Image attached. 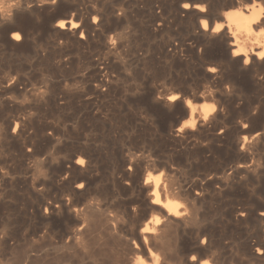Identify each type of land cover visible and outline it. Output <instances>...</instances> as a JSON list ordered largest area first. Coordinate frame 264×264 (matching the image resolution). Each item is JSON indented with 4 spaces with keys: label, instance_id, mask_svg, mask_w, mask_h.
<instances>
[{
    "label": "bare ground",
    "instance_id": "6f19581e",
    "mask_svg": "<svg viewBox=\"0 0 264 264\" xmlns=\"http://www.w3.org/2000/svg\"><path fill=\"white\" fill-rule=\"evenodd\" d=\"M63 2L70 3L69 11L55 12ZM117 2L0 0V111L10 108V113L0 114V264L13 262L2 247H10L14 237L5 231L8 225L18 229L17 216L11 218L4 208L7 192L17 191L16 186L28 198L21 207L26 218L59 229L54 234H60L64 247L84 251L102 236L112 251L118 241L128 243V260L114 259L111 264H253L244 263L242 255L264 259V201L254 200L264 195V127L245 124L253 107L264 106V0H141L132 8ZM146 6V33L179 26L186 36L179 39L180 45L189 41L192 73L212 80L210 93L202 90L193 96L195 103L188 100L177 113L176 122L185 117L187 121L178 128L73 129L74 135L47 124L33 128L27 110L41 101L57 106L60 100L49 82L47 91L39 92L32 83V66L22 64L30 50L39 58L45 55L44 48H31L35 31L51 36L55 30L56 36L68 38L80 33L78 43L89 49L85 58L98 73L92 87L95 101H100L116 91L109 68L130 34L109 36L107 24L113 20L129 30L133 13ZM47 11L40 23L38 17ZM23 16L34 20L32 28L17 24ZM94 45L104 49L106 57L95 60L90 50ZM58 64L67 67L70 60ZM176 90L168 87L151 97L161 117L181 104ZM235 104L246 109L245 125L227 128L236 117H227L229 126L226 118L219 120ZM98 107L97 102L91 106L96 115ZM112 134L122 141L113 143ZM136 136L149 142L140 154L127 146ZM74 142L79 146L70 147ZM43 144L53 149L47 166L34 159L35 149ZM100 170L109 187L104 200L95 196ZM32 171H44L45 178H34ZM242 229L247 241L242 255L236 253L241 259L227 262V234L234 239ZM85 253L91 256L89 250Z\"/></svg>",
    "mask_w": 264,
    "mask_h": 264
},
{
    "label": "rangeland",
    "instance_id": "374dc122",
    "mask_svg": "<svg viewBox=\"0 0 264 264\" xmlns=\"http://www.w3.org/2000/svg\"><path fill=\"white\" fill-rule=\"evenodd\" d=\"M140 1L141 0H118L117 3L127 4L130 8H132V6H136L138 2L140 3ZM197 2L203 3L200 1ZM141 5L145 6L143 3ZM156 5H159V3ZM69 7L70 3L63 2L57 5L55 7L56 9H53L55 12H66V10L69 11ZM147 8L148 6L143 7L133 13V20L131 19L132 21L129 24V27H131L129 30L123 26L121 27L119 24L116 25L113 20L108 22L109 36L112 33L113 34L111 36H115L118 31L120 32H118L119 35H122L123 31L126 33L129 31L130 34H127L125 38L126 40L124 39L125 44L123 43L124 48L122 46L119 48V56H117L113 64H110L109 68L110 74L115 78L116 91L112 93L111 96L100 99V101H95V96L93 95L94 90L92 87V83L94 84L98 77V73L91 64V66L89 65L87 59L85 58V52L89 51V49L78 43L80 33H78L79 35L77 34L78 36L76 37L68 38L64 36L61 37L60 35L56 36L57 32L55 30L50 31L51 36L49 33L46 35L38 30L35 31L33 38H31V48L33 46L34 48L39 49L44 48L43 50L45 55L44 57L39 58L35 55L36 53L34 54V52L30 50L22 58V64L23 66H32V83L39 89V92L44 94L45 91H47V82H49V84L53 85L55 90L60 93V100L57 106L49 104L47 101H41V103H38L35 106L33 105V108L27 110V115L31 116L33 128H43L47 124L49 128H58L66 134L74 135L72 134L73 129L78 132H83L84 128H116L125 130H129L130 128H178L183 122L187 121V118L185 117L176 122L175 118L178 115L177 113L186 107V102L188 100H191L190 103H195L196 101L193 96L199 94L201 95L202 90L204 93H210L211 88L213 89L212 80L205 77L202 73H200V75L199 72L192 73L191 67L194 62L190 59L191 52H189L190 48L187 46L189 41L184 40V45H180L179 39H185L186 36L184 35L185 33L181 31L179 26H173L171 29H161L154 35L146 33L144 25L149 17ZM156 9L157 12L162 11L158 8ZM50 12H43L41 13L42 16L38 15L39 22L41 23L44 17ZM61 19H68V17L63 16ZM33 21L34 20L31 17L23 16L21 19L19 18L17 20V24L24 28H32L34 23ZM132 31H134V33ZM52 32L54 33L53 35ZM51 38H55L56 43H53ZM22 40L21 44L23 46L26 45L27 42ZM170 44H172L171 47ZM175 47L177 48L175 49ZM183 47H185L186 50H183ZM90 50H92L95 60L106 57V51L98 45H94L90 48ZM201 53L209 56L204 51H201ZM137 54L141 55L140 59L135 57ZM175 54H177V56ZM61 59L70 60V64L67 65V67L59 65L58 62ZM89 67L91 69H89ZM172 86L177 88L176 92L180 95L178 101L181 104L177 105L170 111V113L168 112L166 116L161 117L160 114H158V110L152 106L151 97L157 95V92H162L164 89ZM95 102L99 105L97 115L92 112L91 109V106ZM239 105L235 104L232 107H228L227 110L224 111V113H226L221 118L222 120H219V123H222V121H226L227 119V125L229 126L230 122H228L227 117L230 118L231 116H235L236 118H234V123H232L233 125L230 124V127L227 128H234V125L237 126L242 123L244 124L243 118L246 114V109L242 104ZM9 109L10 108L6 107L2 108L0 114H3V112L4 115H6V113H10ZM250 114V123L245 124L257 126V128L264 127V106L253 107L250 110ZM27 115L26 111H24V116ZM111 136V141L116 144L120 143L123 139L120 135H115L116 139L114 134ZM128 142L129 144H127V146L133 147V150L138 154L142 153L144 151L143 146L149 143L142 137L138 138V136L133 137V139ZM69 146L78 147L79 143L74 142L73 145L69 144ZM36 149V158H34L35 161H42L44 165L47 166L50 162V159H47L49 157V152L51 153L53 151L52 146L49 144H43L37 146ZM105 170L107 171V168H105ZM30 175L34 178L37 177V179L45 178L44 171H32ZM98 178L101 182L98 181L100 186H96L97 184L95 185V196L104 200L108 197L106 195H108L107 189L109 187L106 185V182L103 181L104 179L101 180L103 178L101 170ZM14 189H18L19 191H8L5 199L6 204L4 205V208L7 211L6 213L13 218L17 216V220L19 222L17 224V230L13 229L12 224H9L8 228L5 230L8 234L11 231V236H14L12 237V241H10V247H2V252L9 258V262L10 260L13 261L10 264H111V261L114 259L118 260V262L119 260H128L127 258L130 256L129 254H126L128 253V243L126 244V247L124 246L125 241H118V245H114V249L112 251L111 246L106 243V239L103 236L101 238L99 237L100 239L98 240V244H92V247H89V249H84V251L86 250L85 252H88L89 250L91 256L82 251L80 247L78 248V246H75L77 249L74 247H64L63 242L59 240L60 234H58L59 236L54 234V232L57 233L59 229H52V227L49 224L47 225V223H42L36 219L29 220L26 218L24 212L21 210V207H23L22 205L28 198L22 188L20 190L18 186H16ZM258 195H256L254 200L257 202H263L264 195L262 193ZM24 199L26 200L24 201ZM4 208L1 209L3 212H5ZM49 229L52 232H49ZM240 231L241 232H237L238 234L236 233L237 236L235 235V240L231 239V233L227 234V249L230 252L227 251L228 253H226V256H228L225 257L226 261L228 260L227 262H229L230 258H232L231 260L236 261L240 260L242 257L245 261L244 263L253 261V264H264V259L258 260L257 258H253V260H248L247 257H243L242 248L246 245L247 231L244 229ZM240 234L243 235L240 236ZM52 237L53 239H56L57 237L59 241L57 239L53 240ZM242 238H244V241ZM232 240L234 241L232 242ZM236 253H238V255L240 253L242 256L240 255L241 257H238ZM25 254L26 256L24 257Z\"/></svg>",
    "mask_w": 264,
    "mask_h": 264
},
{
    "label": "snow or ice",
    "instance_id": "6c2138e0",
    "mask_svg": "<svg viewBox=\"0 0 264 264\" xmlns=\"http://www.w3.org/2000/svg\"><path fill=\"white\" fill-rule=\"evenodd\" d=\"M185 7H188V5H185ZM170 99H175L174 97H170ZM81 163H83V161H81Z\"/></svg>",
    "mask_w": 264,
    "mask_h": 264
}]
</instances>
